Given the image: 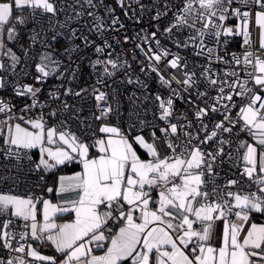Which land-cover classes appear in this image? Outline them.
<instances>
[{
  "label": "snow or ice",
  "instance_id": "obj_1",
  "mask_svg": "<svg viewBox=\"0 0 264 264\" xmlns=\"http://www.w3.org/2000/svg\"><path fill=\"white\" fill-rule=\"evenodd\" d=\"M117 3L125 6V0ZM77 4L81 9L84 5L97 7L94 0H83V4L74 0V10ZM163 7V12L157 8L153 19L171 12L172 22L165 33L171 36L173 29L186 31L183 42L175 41L176 47H193L197 56L206 55L208 63L197 76L188 70L185 58L162 48L159 40H155L156 51L149 45L144 52L148 63L142 62L140 72L155 73L169 94L154 95L158 117L154 114L153 121H139L141 131L151 127L148 139L141 134L129 139L135 125H130L126 134L104 123L99 127L102 135L93 133L89 140L64 121L49 124L57 110L45 116L47 105L38 96L41 88L34 85L14 89L17 96L32 101L19 109V115L13 104L0 98V114L4 116L0 119V152L5 158L18 163L24 158L31 161L32 150L38 149L37 170L50 171L71 162L81 165L80 172L59 177L58 186L47 189L49 193L70 194L57 203L40 196L0 193V250L7 253L0 256V264H264V224L249 223L253 213L264 214V0H165ZM25 9L33 19L37 11L52 16L63 11L53 0H0V71H14L20 62L5 43L4 34L6 31L8 41L16 38L17 25L26 23L25 16L16 13ZM112 11L106 9L107 13ZM87 14L93 17L94 31L102 34L103 17L91 11ZM81 15L82 11L76 12V16ZM232 18L238 21L234 27L226 23ZM117 23L114 17L112 24ZM251 27L259 30L258 47H254ZM232 35L243 37L244 50L239 55L232 53L230 60L206 46V37H213L223 47L228 40L221 42L220 38ZM38 37V33L32 36L33 44ZM84 41L89 43L87 37ZM110 47L107 41L95 46L97 59L92 67L102 70L96 81L100 86L116 72L131 67L119 57L113 59L111 52L105 55V48ZM39 61L37 84L56 71L49 68L56 63L50 53L41 54ZM214 63L226 67L215 70ZM127 82L147 88L139 77L133 80L129 76ZM4 87L5 80L0 77V88ZM84 91L67 89L64 95L80 96ZM210 91L216 95L210 96ZM183 94L194 104L195 124L187 119V113L175 114V100ZM91 95L99 113L95 119L106 120L113 112L109 93L93 86ZM192 95L206 106L195 104ZM50 97L57 100L59 94L50 93ZM68 107L64 102L63 111ZM237 107L236 116H232ZM36 108L40 113L29 115ZM210 112L223 116L211 129L205 123ZM238 124L253 143L239 142L236 151L244 149L239 157L243 167L236 178L220 182L217 167L225 157L233 159L232 151H226L231 149L232 140L226 136L231 137ZM134 145L144 150L147 159ZM33 242L51 246L60 258L41 254ZM96 250L102 254H95Z\"/></svg>",
  "mask_w": 264,
  "mask_h": 264
},
{
  "label": "built area",
  "instance_id": "obj_2",
  "mask_svg": "<svg viewBox=\"0 0 264 264\" xmlns=\"http://www.w3.org/2000/svg\"><path fill=\"white\" fill-rule=\"evenodd\" d=\"M58 9L63 8V11L57 12L55 16L52 14L41 15L39 11L36 13V18L30 16V10L25 9L22 13L17 12V15H24L26 23L17 25V36L14 40H7L5 31L4 41L13 52L20 57V62L16 65L15 70L0 71V77H3L6 87L0 88V98L10 102L15 106L17 115L20 114L19 109H22L26 104H31V98L27 96H17L14 89L19 85L29 84L41 88L38 94L40 102L47 105L44 109V114L47 116L53 109L57 110V116L49 120V124L64 121L68 127L77 133L84 136L85 139H92L93 133L100 135L99 127L107 123L111 126H117L122 132L128 133L130 125H135L131 133H139L152 131L151 127H144L141 131L139 121H153L154 114L158 117L156 102L154 95L160 92L162 96H168V90L162 88L159 84L158 77L150 70L140 72V67L147 64L148 61L144 56V52L151 45L152 50L156 51L155 40L160 41L162 48L169 49L173 53L186 59L189 71H195L197 76L203 71L204 65L208 63L206 55H196V49L193 47L177 48L175 41H184L187 32H177L173 29L171 36L165 33V28L172 22V13L161 17L159 20L153 19L156 15L157 8L161 12L164 11L165 0H140L138 4L136 0H125V6L122 8L117 0H103V6L100 5V0H94L97 4L96 8H90L87 5L81 9L80 5L75 6V10L71 6L74 0H53ZM83 4V0H80ZM140 4L144 5L141 10ZM235 7H240L238 3ZM113 9L111 13H107L106 9ZM77 11H82L83 15L76 16ZM91 11L97 13L104 19V30L102 34L94 31L93 17L87 13ZM118 18V23L113 25L112 19ZM229 26H235L238 21L235 18L229 19ZM63 25V26H62ZM11 26V25H9ZM200 25H198L199 27ZM252 39L255 42L254 47L259 46V30L255 27L250 28ZM38 33V42L33 44L32 36ZM152 33H156L155 38ZM84 37L88 38L89 43L86 45ZM221 42L224 39L228 40L226 46L221 47L215 43L213 37H206L205 42L207 47L214 48L216 54L231 59V54H241L243 52L242 43L243 37L240 35H232L229 37L222 36ZM107 41L110 48H105V55L108 52L112 53V58L119 57L121 62L127 61L130 68L116 72L111 79H106L104 86L97 85V77L101 73L100 66L95 69L92 67V62L97 59L95 53L96 45H103ZM43 53H50L55 64H50L49 68H55L56 71L47 77L43 83H36V76L39 73L36 71V64L39 63V57ZM101 59L104 56L99 57ZM172 57L169 56L168 59ZM6 64L10 65L7 58H3ZM212 67L215 70H220L225 65L214 63ZM171 71V70H168ZM127 72V75H126ZM179 75V73H177ZM133 80L137 77L143 81L147 88L132 83L129 84L128 77ZM93 86L101 87L102 90L109 93L108 102L112 104L113 112L106 120H96L95 115H98L96 109V100L91 95ZM176 87V85H173ZM205 85L201 84V90H204ZM67 89H71L72 93L79 92L81 89H86L80 96L73 94L64 95ZM50 93H58L59 99L53 100ZM210 96H215V91H210ZM188 94H183L182 99H176L174 108L175 114L179 116L181 113H187V119L195 124L194 104L188 103ZM191 99L198 104L199 107H205L203 100H197L195 95ZM67 103L68 110L63 111V104ZM238 107L232 110V116H236ZM40 113V109H33L29 114L36 116ZM0 119H4L3 114H0ZM223 116L219 113H211L205 117V123L209 129L212 128L214 122L222 120ZM163 124L161 121H156ZM175 122V121H173ZM198 128L199 125L196 124ZM238 124L233 130L231 150L233 159L224 158L216 171L220 175V182L229 178H236L243 167L242 160L239 157L243 154V149L237 153L236 149L240 141H248L250 136L246 132H240ZM195 131V129H193ZM159 135V133H157ZM201 135H203L201 133ZM0 140V147H2ZM209 148L212 145L208 146ZM32 160L27 158L22 159L19 163L12 158H5L0 152V193L20 195V196H41L46 189L47 179L44 170H37L35 163L37 157L32 150ZM238 164L239 167H234ZM246 179V178H245ZM4 250H0V256H6ZM40 264V262H34Z\"/></svg>",
  "mask_w": 264,
  "mask_h": 264
},
{
  "label": "crops",
  "instance_id": "obj_3",
  "mask_svg": "<svg viewBox=\"0 0 264 264\" xmlns=\"http://www.w3.org/2000/svg\"><path fill=\"white\" fill-rule=\"evenodd\" d=\"M102 135V134H100ZM147 137L149 138L150 137V132L146 134ZM134 136H132L133 138ZM131 138V139H132ZM130 139V138H129ZM130 139V140H131ZM248 143H253L252 141V138L250 137V139L247 141ZM134 147H136V150L137 152L141 155V156H146V154L144 153V150L141 149L139 146L137 145H134ZM36 151V157H37V161H39V154H38V151L36 149H34ZM244 151V149H243ZM81 171V165H80V169L78 170H75L73 172H67V173H58L57 177H56V181L54 183V185H48L46 186V189L44 190V192L41 194L40 197H43L44 199H49L51 200L53 203H57L58 201L62 200V199H65V198H68L70 196V194L68 193H65V194H58L56 191H53L52 193H49L47 191L48 188H53L55 189L58 184H59V177L61 176H65V177H70V176H73L75 173L77 172H80ZM22 197H26V196H22ZM38 207H41L40 205H38ZM66 218H71L70 216H68V214H64ZM58 222H63V221H58ZM257 223V224H264V214H260V213H253L251 218H250V221L249 223ZM220 228H222V224L220 225ZM213 243H217V241H213ZM33 247H36L38 249V251L43 254V255H57L54 251L53 248H51V246L49 245H39L35 242H33ZM95 254L99 255V254H102V250H98V251H95ZM58 258H60L58 256ZM40 264H42V262H40Z\"/></svg>",
  "mask_w": 264,
  "mask_h": 264
},
{
  "label": "trees",
  "instance_id": "obj_4",
  "mask_svg": "<svg viewBox=\"0 0 264 264\" xmlns=\"http://www.w3.org/2000/svg\"><path fill=\"white\" fill-rule=\"evenodd\" d=\"M144 133L147 134V133H149V131H145ZM134 134H136V133H131L129 135V138L131 139ZM33 152L36 155V151L33 150ZM78 169H80V164L77 162H71V163H66L64 165H61V166L55 168L53 171H50V172L45 171V175H46V179H47V185L46 186L54 185L58 173L73 172V171L78 170Z\"/></svg>",
  "mask_w": 264,
  "mask_h": 264
},
{
  "label": "rangeland",
  "instance_id": "obj_5",
  "mask_svg": "<svg viewBox=\"0 0 264 264\" xmlns=\"http://www.w3.org/2000/svg\"><path fill=\"white\" fill-rule=\"evenodd\" d=\"M149 132H151V131H149ZM137 134H141V135H144L145 136V138L146 139H148V137H147V135H146V133H144V132H139V133H136V134H134L133 136H135V135H137ZM37 151H38V154H39V157H40V153H39V150L38 149H36ZM142 158H144V159H147V156H141ZM2 194H5V193H2ZM20 196V195H19Z\"/></svg>",
  "mask_w": 264,
  "mask_h": 264
},
{
  "label": "water",
  "instance_id": "obj_6",
  "mask_svg": "<svg viewBox=\"0 0 264 264\" xmlns=\"http://www.w3.org/2000/svg\"><path fill=\"white\" fill-rule=\"evenodd\" d=\"M54 170V169H53ZM53 170H50V171H53ZM50 171H46V172H50ZM96 251H98V250H96Z\"/></svg>",
  "mask_w": 264,
  "mask_h": 264
}]
</instances>
